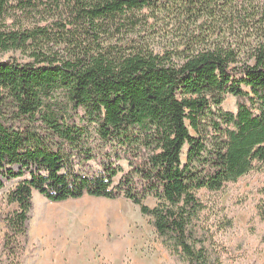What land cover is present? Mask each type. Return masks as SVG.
I'll use <instances>...</instances> for the list:
<instances>
[{
  "label": "trees",
  "instance_id": "trees-1",
  "mask_svg": "<svg viewBox=\"0 0 264 264\" xmlns=\"http://www.w3.org/2000/svg\"><path fill=\"white\" fill-rule=\"evenodd\" d=\"M10 53L0 190L19 182L1 215L7 264H23L34 193L126 200L174 263L221 264L198 194L264 165V0H0Z\"/></svg>",
  "mask_w": 264,
  "mask_h": 264
},
{
  "label": "rangeland",
  "instance_id": "rangeland-1",
  "mask_svg": "<svg viewBox=\"0 0 264 264\" xmlns=\"http://www.w3.org/2000/svg\"><path fill=\"white\" fill-rule=\"evenodd\" d=\"M0 59H20V55L10 53ZM223 108L235 112L236 99L228 96ZM261 168L264 165L218 192L198 194L206 208L204 225L221 264H264V224L256 218L259 192L264 188ZM18 182L0 190V264H7L1 215L12 209L6 196ZM146 205L154 208L157 202L148 199ZM49 211L65 216L59 226L49 219ZM28 234L23 264H176L149 218L123 199L83 197L55 205L35 201V206L33 200Z\"/></svg>",
  "mask_w": 264,
  "mask_h": 264
},
{
  "label": "bare ground",
  "instance_id": "bare-ground-1",
  "mask_svg": "<svg viewBox=\"0 0 264 264\" xmlns=\"http://www.w3.org/2000/svg\"><path fill=\"white\" fill-rule=\"evenodd\" d=\"M48 217H49V219H52V223L54 224L55 222H57L58 223V226L60 225V221L61 220H63V219H65V216L63 215V214H53V212H51V211H49L48 213ZM58 215V216H57ZM56 216V217H55ZM42 217V216H41ZM61 219V220H60ZM48 222H50V220L48 221ZM56 225V224H55Z\"/></svg>",
  "mask_w": 264,
  "mask_h": 264
},
{
  "label": "crops",
  "instance_id": "crops-1",
  "mask_svg": "<svg viewBox=\"0 0 264 264\" xmlns=\"http://www.w3.org/2000/svg\"><path fill=\"white\" fill-rule=\"evenodd\" d=\"M33 200H34V206H35V201H39L41 204L45 203V204H50V205H55V204H51L49 202H47L43 197H41L39 194L34 193L33 196Z\"/></svg>",
  "mask_w": 264,
  "mask_h": 264
}]
</instances>
